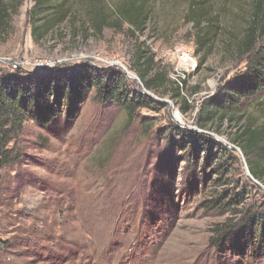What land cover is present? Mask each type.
<instances>
[{"label":"rangeland","instance_id":"obj_1","mask_svg":"<svg viewBox=\"0 0 264 264\" xmlns=\"http://www.w3.org/2000/svg\"><path fill=\"white\" fill-rule=\"evenodd\" d=\"M190 2L150 0L151 16L139 37L171 79L185 81L188 110H181L178 99L146 92L128 77L131 90L159 103L140 110L130 124L121 107L96 103L92 94L73 119L61 116L47 125L31 120L24 124L23 158L0 168V264H264V251L256 253L241 239L239 248L229 242L213 248L208 242L214 225L231 215L208 207L217 193L235 189L244 196L238 210L264 212V184L252 179L244 156L232 149L237 159H228L229 170L220 172L214 161L204 163L201 152L198 165L204 163L205 185L193 186L185 152L165 140L169 124L202 132L195 121L201 102L246 64L234 49L250 0H203L215 18L204 28L210 37L200 49L196 30L184 17ZM67 4L75 8L72 16L85 17V0ZM33 5V0H23L0 37V78L17 71L119 67L114 62L128 70L133 39L111 29L85 41L72 39L70 15L54 32L34 41L29 23ZM181 45L194 49L196 66L188 72L175 71L173 50ZM241 111L255 123L264 122V90ZM148 120L155 123L149 131L144 126ZM230 124L220 125L221 134L207 132L229 146L234 129ZM215 177L221 181L216 190L210 186Z\"/></svg>","mask_w":264,"mask_h":264},{"label":"trees","instance_id":"obj_2","mask_svg":"<svg viewBox=\"0 0 264 264\" xmlns=\"http://www.w3.org/2000/svg\"><path fill=\"white\" fill-rule=\"evenodd\" d=\"M22 1L0 0V37L7 33L12 13ZM33 1L29 23L34 41H39L48 32H54L53 29L64 23L69 15L71 18L72 14H76L67 0ZM85 1V17L78 19L73 15L69 23L72 39L77 37L85 41L90 35H101L105 29L125 34L134 40L128 70L140 79L142 88L146 92L178 99L181 110H188L191 105L184 94L185 81L171 79L146 40H139L151 16L150 0ZM184 17L196 30L198 49L203 48L210 37L209 29L204 28L211 27L215 17L208 14L203 0H191ZM234 53L246 58L244 71L218 89L215 95L201 102L195 121L202 132L186 131L172 124L164 127L165 140L185 152L183 160L190 165L189 180H192L193 186L203 182L204 163L214 161L223 172L229 170L228 159H237L235 151L217 142L207 132L212 130L221 134L219 128L224 121L234 128L229 133V143L240 149L252 179L264 184V122L255 123L251 116L241 111L247 101L264 90V0H250L248 18L235 43ZM203 62L204 58L199 66ZM131 86L128 75L116 66L98 68L84 65L36 73L17 71L1 77L0 168L23 158L20 142L28 120L47 125L61 116L73 119L89 94L96 103L121 107L128 124L140 110H152L159 105L151 95L131 90ZM154 124L151 120L146 121L145 129L149 131ZM201 152H204L202 168L198 165ZM218 174L222 178V173ZM220 178L215 177L210 183L215 190L221 184ZM243 199V193L233 189L226 195L217 193L207 201L208 207L217 210L218 214H231L224 222L214 225L215 234L208 239L211 247L219 248L224 242L237 246L241 239L246 245H252L256 253L264 251V212L238 210Z\"/></svg>","mask_w":264,"mask_h":264},{"label":"built area","instance_id":"obj_3","mask_svg":"<svg viewBox=\"0 0 264 264\" xmlns=\"http://www.w3.org/2000/svg\"><path fill=\"white\" fill-rule=\"evenodd\" d=\"M176 57L175 71L188 72L196 66L194 49L191 46L181 45L173 50Z\"/></svg>","mask_w":264,"mask_h":264},{"label":"water","instance_id":"obj_4","mask_svg":"<svg viewBox=\"0 0 264 264\" xmlns=\"http://www.w3.org/2000/svg\"><path fill=\"white\" fill-rule=\"evenodd\" d=\"M112 64V63H111ZM117 65V66H119L127 75H128V77L130 78V79H132V80H134V81H136L138 84H140L141 85V81H140V79L135 75V76H132L131 74H130V72L123 66V65H121V64H119V63H116V62H114L113 63V65ZM164 102H167V103H169L168 101H164ZM229 147L231 148V149H234V150H236V151H239L240 153H241V151H240V149L239 148H237V147H235L233 144H231V143H229ZM242 154V153H241Z\"/></svg>","mask_w":264,"mask_h":264}]
</instances>
